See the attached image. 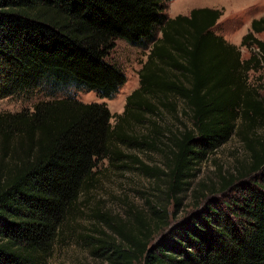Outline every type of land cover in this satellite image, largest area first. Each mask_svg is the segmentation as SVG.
Wrapping results in <instances>:
<instances>
[{
  "label": "trees",
  "instance_id": "trees-1",
  "mask_svg": "<svg viewBox=\"0 0 264 264\" xmlns=\"http://www.w3.org/2000/svg\"><path fill=\"white\" fill-rule=\"evenodd\" d=\"M168 1L0 0V96L45 86L111 98L125 81L106 59L114 40L149 44L120 113L69 94L0 113V264H46L103 158L161 185L145 207L99 215L109 232L89 245L111 264H264V101L246 78L264 63V15L241 36L250 52L240 58L213 32L221 9L167 17ZM177 101L189 124L172 128L161 116L177 115ZM231 134L246 159L195 188L209 195L176 218L196 167ZM122 147L156 150L162 168Z\"/></svg>",
  "mask_w": 264,
  "mask_h": 264
},
{
  "label": "rangeland",
  "instance_id": "rangeland-1",
  "mask_svg": "<svg viewBox=\"0 0 264 264\" xmlns=\"http://www.w3.org/2000/svg\"><path fill=\"white\" fill-rule=\"evenodd\" d=\"M196 7L221 9V15L213 27V32L238 47L240 58L248 56L250 49L240 46L239 41L248 31L250 20L264 15V0H170L166 4L164 13L170 16L184 14ZM255 36L263 39L264 33H257ZM148 48L149 44L133 46L120 38L114 40V46L109 50L106 59L119 66L125 81L111 98L99 97L94 91L70 87L50 91L45 86H38L29 92L0 96V113L31 110L32 105L37 101L60 98L67 94L83 103L102 102L110 113H120L126 95L138 85L137 73L146 59ZM246 78L249 85L256 88L259 97L264 101V63L258 70H249ZM176 108L177 115L164 112L161 119L172 128H181L183 124L188 126L187 115L180 111L183 104L177 101ZM110 122L113 123V118ZM135 128L136 131H140L142 126ZM121 151L135 155L149 167L162 168V158L156 150L146 148L139 151L122 147ZM245 159L246 153L241 142L236 134H231L224 143L208 153L196 167L195 175L189 178L188 187L181 194L182 200L177 208L176 218L190 212L195 201L201 199L199 201L201 203L209 195L202 198L199 193L193 192L195 188H199L201 184L208 186L215 183L218 179V171L223 174L226 171L231 172L239 161ZM136 165L128 160L112 163L103 158L97 161L93 170V180L87 189L79 194L75 210L64 223L62 233L54 243L46 264H111L97 254L99 251H93L89 245L88 237H100L102 233L109 232L99 215L105 213L125 215L129 208L145 207L147 200H157L161 196L159 180H156L153 174H142L134 169L133 166ZM204 188L203 186V191ZM173 209V204H169L168 211L172 212Z\"/></svg>",
  "mask_w": 264,
  "mask_h": 264
},
{
  "label": "crops",
  "instance_id": "crops-1",
  "mask_svg": "<svg viewBox=\"0 0 264 264\" xmlns=\"http://www.w3.org/2000/svg\"><path fill=\"white\" fill-rule=\"evenodd\" d=\"M187 13H188V12H185L184 14H187ZM173 16H174V15H171V16H170V15H167V17H173Z\"/></svg>",
  "mask_w": 264,
  "mask_h": 264
}]
</instances>
